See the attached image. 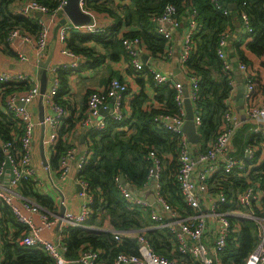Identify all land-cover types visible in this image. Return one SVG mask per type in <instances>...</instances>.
I'll return each instance as SVG.
<instances>
[{
    "label": "built area",
    "instance_id": "2783aa9c",
    "mask_svg": "<svg viewBox=\"0 0 264 264\" xmlns=\"http://www.w3.org/2000/svg\"><path fill=\"white\" fill-rule=\"evenodd\" d=\"M84 1L80 3L84 7ZM214 8L221 10L223 14L230 13V8L226 7L221 0H209ZM67 0H60L56 10H49L47 6L36 0H30L27 7H23L19 12L30 15L29 10H39L42 14L49 16L57 12H64V5ZM66 16V14H65ZM41 25L36 34H29L22 28H11L6 43L10 46L16 42H26L34 47L39 56L45 57L50 41V29L46 22L39 18ZM152 20L156 23V30L167 42L166 54L173 51V34L165 24L178 26L181 18L178 16L176 6L168 3L160 14L152 15ZM244 33H250L252 26L249 15L244 11L240 16ZM187 21L186 35L181 43L180 63L182 68L187 70V60L193 50V35L199 28V12L195 5L190 4ZM87 33H102L105 28L96 25H66L62 24L58 30V36L65 41L72 29ZM232 27L227 26L220 34L216 46V53L222 63V71L228 77L230 91L228 99L236 92V79L234 71L237 69L243 74L244 96L243 108L244 116H240L232 108L227 106L222 114L219 131L203 150H194L188 140L184 130L186 120L185 90L184 84L176 80L157 68L149 67L153 80L156 84L169 83L175 88V102L178 110L175 113H157L154 117L157 124L167 128L179 135L178 167L175 172V179L179 184L182 200L185 208H180L171 204L161 191L160 160L155 150L149 151V157L153 164L150 168L149 180H152L150 187L153 194V201L150 202L147 194L133 192L125 184L119 182V189L127 201L139 204L150 211V218L154 224L163 228H168L174 235L175 246L181 257L161 255L155 251L149 238L145 234L146 228H139L136 232V252L120 251L116 254L112 264H223L222 252L227 247L230 233L233 229L231 217L238 220H251L256 227L258 240L253 249L245 258V264H264V191L257 185L264 181V169H257L264 160V128L260 127L264 123V100L259 103L255 97V83L252 77L251 68L242 61H238L236 67L231 60L227 46L232 35ZM122 43L129 54L130 63L136 71H141L146 67V62L142 59V52L136 46H143L141 38L125 37ZM2 47L0 45V51ZM21 59H27L24 53H19ZM57 66H48L47 70L52 74V81L47 87L44 95V103L50 104L51 111L45 114L44 122L52 128L50 138L52 146L58 138V130L66 117L67 109L61 103L54 100V95L60 87V78L56 74ZM190 87L189 97L193 102L199 96L200 78L196 73L189 76ZM26 81L30 84L26 92H14L10 94L6 101V107L11 112L12 118L21 123L22 132L18 137L20 143L17 151H12L13 142L8 140L1 143V149L7 154L0 162V243L2 241V206L8 204L17 220L24 225L25 230L20 237V243L27 246H35L43 249L51 258L49 264H102L101 249L91 246L80 248L77 257L66 256L67 245L64 241L66 232H63L59 241H51L42 236L45 228L51 227L56 222L64 224L65 228L70 226H87V219L92 213L90 203L92 194L89 193V182L82 175H77L79 186L78 194L83 198L81 210L74 212L65 209L63 216L58 211L48 208L39 203L31 195L23 194L20 187L23 182H33L34 186L42 184V179L37 176L36 168L33 165V135L34 128L40 124L36 120L28 105L38 98L40 94V82L36 78H30L23 73L9 72L0 67V84L18 83ZM128 89L125 81L116 76H112L103 88H93L89 91L86 99V112L79 122L89 129L103 128L106 116L115 120H122L125 117L124 94ZM112 100L109 113L103 115L101 109L108 106ZM194 123L198 128L201 125V115L199 109L193 105ZM244 121L255 123L254 133L258 134L260 141L250 140L246 143L242 156L229 153V142L232 135ZM260 125V126H259ZM76 147L71 144L59 156L58 178L66 179L72 170L71 161L75 159ZM86 162V156L77 162V170L80 171ZM51 165H44L49 180L54 181L51 174ZM237 174L243 177L248 183L236 194L228 196L222 187H214L212 178L216 175ZM258 177L254 180L253 176ZM149 182V181H148ZM59 189V204H66L63 191ZM18 201L20 204L16 203ZM186 209L187 212H180ZM26 210V212H24ZM38 215L40 222L36 223L33 216ZM113 237L121 240L118 230L114 231Z\"/></svg>",
    "mask_w": 264,
    "mask_h": 264
},
{
    "label": "trees",
    "instance_id": "16d2710c",
    "mask_svg": "<svg viewBox=\"0 0 264 264\" xmlns=\"http://www.w3.org/2000/svg\"><path fill=\"white\" fill-rule=\"evenodd\" d=\"M16 1L18 0H0L1 51L10 47L5 40L11 28L19 27L29 34H36L41 27L38 20L39 15H26L12 9V5ZM36 1L47 6L51 11L56 10L60 3V0ZM129 1L130 3L120 12L112 8L108 0H85V11L106 12L113 17L114 22L109 27H104L105 30L102 33L71 31L68 38L63 41L65 47L75 53L84 54L87 57L85 66L88 68L98 66L106 57L117 60L122 54L125 55L126 51L122 43V39L125 37H139L150 54L165 55L167 42L165 37L157 32L152 15L160 14L168 3H172L176 6L182 23L183 18L188 16L190 4L195 5L199 12V28L193 35L194 47L187 60L186 72L189 76L196 73L200 78L199 96L193 105L199 109L201 115V125L198 127L200 133L198 147L203 150L219 131L230 91L228 77L223 73L221 60L216 53L219 36L227 26H231L233 18H240L241 13L245 11L249 15L252 31L244 33L241 41L232 43L237 51L238 61H242L250 67V65H254L255 59L264 58V0H221L226 7H229V4L233 2L237 4L234 9H230V13L227 15L214 8L209 0ZM123 23L137 25V27L123 32V35L119 37L117 34ZM91 39L106 48L107 54L97 53L94 48L84 44ZM243 46L247 51L243 49ZM126 56L128 55L126 54ZM211 67L222 71L223 76L220 81L213 79ZM69 71L71 68L64 66H60L56 70V74L60 78V87L54 95V100L62 105L64 101L61 97L68 89L66 75ZM251 73L254 80L252 68ZM149 75L152 74L149 73ZM49 86L48 83L47 87ZM29 87L30 84L26 81L0 84V162L7 156L1 149V143L10 140L14 143L12 151H17L20 146L18 137L22 132L21 123L12 118L5 101L10 94L26 92ZM155 97L158 101L163 102L162 107L157 108L152 105L148 109L139 108L131 116H127L125 113L122 120L106 116L103 128L89 129L86 162L77 172L89 182L88 190L93 198L90 203L92 213L87 219V223L94 222L102 210L111 214L112 222L117 229L143 228L146 224L152 223L149 209L139 204L131 205L119 189L120 173L125 175L127 182L133 188H145L153 164L149 157L150 150H155L160 160L159 181L163 195L174 206L185 208L179 184L175 179L178 167L179 135L159 126L154 119L157 113L172 114L177 112L174 86L169 83L158 84ZM144 100L145 96L139 95V100L134 104L142 105ZM72 126L73 123L69 125V129H64L62 125L58 130L59 136L52 146L55 149V155L51 158L50 165L57 171L59 156L71 145L68 142V131ZM260 139L261 137L255 134L250 140L260 141ZM261 146L264 147V144ZM261 168L264 169V160L257 169ZM257 177V175L253 176L254 180ZM211 181L214 187H222L226 190L228 196L236 194L238 190L248 185L246 180L237 174H216ZM257 186L264 191V181L258 183ZM20 190L23 194L31 195L48 208L55 209L54 196L41 194L36 190L33 182H23ZM262 213L264 214V210ZM231 220L234 224L227 247L222 252L223 264H245V258L258 240L256 227L254 222L248 219L238 220L231 217ZM1 221L5 224H13L19 231L13 237H8L5 231L2 232L0 264L51 263L50 256L43 249L20 243V236L25 228L17 220L8 204L2 206ZM145 234L157 253L169 258L182 256L175 246L174 235L168 228L146 230ZM64 241L68 247L65 252L67 257H77L80 248L89 245L102 250L101 257H108L107 264H112L114 257L120 251H137V243L118 242L110 232L89 233L79 226H70L66 231Z\"/></svg>",
    "mask_w": 264,
    "mask_h": 264
},
{
    "label": "crops",
    "instance_id": "0c3cea01",
    "mask_svg": "<svg viewBox=\"0 0 264 264\" xmlns=\"http://www.w3.org/2000/svg\"><path fill=\"white\" fill-rule=\"evenodd\" d=\"M109 4L112 8L118 11H122V9L130 3L129 0H108ZM30 3V0H18L12 5V9L15 11H19L23 7H27ZM84 8V7H83ZM30 15H39L38 19H43L46 24L49 25L50 29V42L53 37L55 26L65 17V14L61 12H57L53 16H49L48 14H42L39 10H29ZM91 16L90 25H96L99 27H109L114 19L106 12H98V11H86ZM232 27V35L229 39V43L227 46L228 54L231 60L236 67L238 62L237 51L232 45L234 41H241L244 35V31L242 28L240 18H233L231 20ZM68 25H72L69 23ZM61 26V25H60ZM58 27V30L60 28ZM166 27H169L173 34V51L171 54L167 55H152L148 50L141 46H136L142 53H148L151 61L146 62V67L141 71H136L132 64L130 63L129 54L127 53L125 47V55L122 54L119 59L113 60L109 57L94 68H88L85 66L86 56L82 53H75L71 50H68L65 47L64 42L58 36L56 37V44L53 52V56L50 62V66H64L67 68H71V71L67 73V84L68 89L63 94L61 99L64 101L63 105L66 106L67 114L63 119L62 125L63 128H68L69 125L73 123V126L68 131V142L75 145L76 147V155L75 159L71 161L72 170L71 174L66 179L58 178V171L54 168L51 169V174L54 178L52 183L49 180L46 171L44 170V163L41 156V151L39 147L42 128L40 124H37L34 128L33 135V165L36 168L37 176L42 179V184L36 186V190L41 194H51L54 196V200L56 201L55 209L58 213L61 209V205L58 200L60 198L59 189L60 188L66 198L65 209L72 210L74 212H78L81 210L83 198L78 194V184H77V162L84 158L88 153V131L89 128L83 126L81 122V118L85 115L86 112V99L88 93L93 88H103L108 83L109 79L112 76H116L121 80L125 81L128 85V89L124 94V103H125V113L127 116H131L137 112V109H148L150 106L162 107L163 102L158 101L155 97L156 95V84L153 80V77L149 75L150 69L149 67L157 68L167 74L173 76L176 80L182 82L185 86L190 87V78L187 72L182 68L180 63V52H181V43L186 35V18H183V22L178 26H173L169 24H165ZM137 25H127L125 23L122 24L120 30L117 35L121 37L123 32L129 31L131 29L136 28ZM75 28L72 29V31ZM77 31V30H76ZM84 44L94 48L97 53H105L107 54L106 48L97 43L96 40L91 39L90 41L85 42ZM49 49V47H48ZM47 49V52H48ZM243 49L247 51L245 46ZM24 53L27 56V59H21L19 57V53ZM46 52V54H47ZM45 54V56H46ZM126 54L128 56H126ZM253 58V56L251 55ZM45 57H41L38 55L33 46L26 42H16L15 44L10 45V47L4 48L0 52V67L9 72H19L23 73L30 78L38 79V67L39 61L44 59ZM255 59V58H254ZM254 65L250 67L252 68V72L254 74L255 81V97L256 101L261 103L264 100V58H259L254 60ZM149 72V73H148ZM235 79L236 86L242 81L243 82V74L239 70H235ZM151 74V73H150ZM211 74L213 79L216 81H220V78L223 76L221 70L215 69L211 67ZM39 80V79H38ZM52 74L48 72V83L51 84ZM139 95L145 96V100L142 102V105L134 104V102L139 100ZM237 88L235 94L227 100V106L232 107L237 114L241 117L244 116V112L242 111L243 105H237ZM110 102V101H109ZM105 107L107 111L105 114L110 112L111 106ZM30 111L33 113V116L36 120L38 119V98L32 101L28 105ZM104 108V107H103ZM51 111L50 104L45 103V114ZM61 125V126H62ZM255 123L252 121H244L240 127L236 129L232 138L229 142V153L236 156H242L243 149L248 141L256 134L254 133ZM260 126V125H259ZM262 128H264V123H261ZM52 128L48 125L45 126L44 131V153L45 157L48 160V164H50L51 158L55 155V149L52 147V140L50 138V132ZM211 141V140H210ZM209 141V142H210ZM208 142V143H209ZM207 143V145H208ZM193 152L194 150H199L198 143L192 144ZM152 185V180H149L148 184L145 186V192L143 194L151 193L150 186ZM141 195V194H140ZM16 203L20 204L17 200ZM131 207V206H130ZM52 208V207H51ZM132 208V207H131ZM188 210L183 209L180 212H187ZM26 212V210H24ZM27 213V212H26ZM34 221L36 223L40 222L38 215L33 216ZM2 224V232L5 231L8 237H13L19 230L13 224H5L1 221ZM86 232L95 233V234H104L106 232L113 233L118 230L121 234V240L118 242L130 243L132 241L134 244L136 243V232L139 229L138 227H128L123 229H117L112 222L111 214L102 210L97 217V219L92 223H87V226L83 227ZM143 228L147 230L159 229L160 226L157 224L148 223ZM67 228L64 227V224L61 222H56L51 227L45 228L42 231V236L51 241H59L63 232H66ZM113 235V234H112ZM21 237V236H20ZM2 256L1 253V243H0V258ZM100 260L102 264H107L108 257L102 258L100 256ZM113 262V261H112Z\"/></svg>",
    "mask_w": 264,
    "mask_h": 264
},
{
    "label": "water",
    "instance_id": "95a60500",
    "mask_svg": "<svg viewBox=\"0 0 264 264\" xmlns=\"http://www.w3.org/2000/svg\"><path fill=\"white\" fill-rule=\"evenodd\" d=\"M80 1L81 0H67L66 4L64 5V12H65L66 16L63 17V19L55 26L53 37H52V40L50 42L48 52H47L45 58L40 60L38 63L39 64L38 79L40 82V94L38 96V119L40 121V125L42 128L39 147H40V151H41L42 160H43V163L45 165L48 163V160L46 159L45 153H44V138H43L45 126H46L45 122H44V118H45L44 95H45L46 90H47V81H48V70H47V68H48V66L51 62L52 56H53V52H54V48H55V44H56L58 27L62 24L68 25L69 23H72L74 25H85V24L90 23V21H91L90 14L84 10ZM236 5L237 4L235 2H233V3L229 4V8L234 9L236 7ZM142 59L144 62H150L151 61L148 53H143ZM184 90H185L184 103H185V108H186V120L184 123V130L188 136V140L191 143L196 144V143H199V141H200V133L198 132V128L196 127V125L194 123L193 104H192L190 97H189L188 86H185ZM244 91H245L244 84L242 81H240L237 84V95H236L237 105H240V106L243 105ZM110 106H112V100H110V102H109V107ZM106 111H107V108L101 109V112L103 114H105ZM242 111L244 112V108H242ZM119 182L125 184L128 188H130L135 193L143 194L145 192V189L133 188L132 185L129 182H127L126 177L123 173L119 174ZM78 189H79V186H78ZM147 197H148L150 202H152L154 199L152 193H149L147 195ZM60 205H61V209L59 211V215L63 216V214L65 212V204L61 203ZM60 223H61V220L59 221V224Z\"/></svg>",
    "mask_w": 264,
    "mask_h": 264
}]
</instances>
